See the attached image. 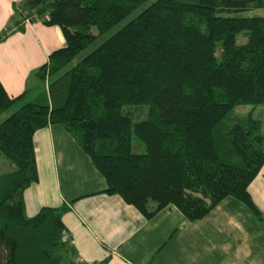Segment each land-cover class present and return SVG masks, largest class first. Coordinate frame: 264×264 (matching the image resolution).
Instances as JSON below:
<instances>
[{
	"label": "trees",
	"instance_id": "obj_1",
	"mask_svg": "<svg viewBox=\"0 0 264 264\" xmlns=\"http://www.w3.org/2000/svg\"><path fill=\"white\" fill-rule=\"evenodd\" d=\"M144 1H22L20 19L34 12L64 44L33 72L46 86L0 121V155L15 166L0 173V264H68L72 254L66 206L23 211L37 180L32 134L47 124L74 138L102 192L145 218L171 205L195 221L230 196L260 219L247 192L264 163L260 122L234 108L264 104V16L224 14L264 0H153L129 16ZM16 99L0 83V114ZM131 105L146 114L121 112Z\"/></svg>",
	"mask_w": 264,
	"mask_h": 264
},
{
	"label": "crops",
	"instance_id": "obj_2",
	"mask_svg": "<svg viewBox=\"0 0 264 264\" xmlns=\"http://www.w3.org/2000/svg\"><path fill=\"white\" fill-rule=\"evenodd\" d=\"M22 1L0 0V83L17 97L12 110L46 86L33 72L64 44L59 28L34 12L20 19ZM32 146L37 180L23 190V211L30 217L41 206H66L68 264H264V163L247 185L260 219L230 196L195 221L171 205L145 218L101 191L103 177L61 125L36 129Z\"/></svg>",
	"mask_w": 264,
	"mask_h": 264
},
{
	"label": "rangeland",
	"instance_id": "obj_3",
	"mask_svg": "<svg viewBox=\"0 0 264 264\" xmlns=\"http://www.w3.org/2000/svg\"><path fill=\"white\" fill-rule=\"evenodd\" d=\"M153 0H145L143 3H141L137 8H135L129 16H132L136 14L138 11H140L143 7L148 5ZM229 16H264V6L251 9V10H241V11H234L229 12ZM235 42L236 43H242L245 41L244 37L241 36V34H235ZM71 63L67 64L63 69L67 68ZM13 109V106L9 107L7 110H5L3 113L0 114V121L5 116H7ZM237 112H242L246 114L247 112L250 113L251 117L253 119H256L260 122V132L263 136V148H264V104H256L254 106L251 105H240L236 106L234 108ZM147 107L145 105H131V106H123L121 109L122 113H127L129 116L132 117L133 120H137L141 117H143L146 114ZM131 151L134 153H142L144 151L142 143L136 139L133 135L131 136ZM15 166L14 164L4 157L3 155H0V173L4 171H11L14 170Z\"/></svg>",
	"mask_w": 264,
	"mask_h": 264
},
{
	"label": "built area",
	"instance_id": "obj_4",
	"mask_svg": "<svg viewBox=\"0 0 264 264\" xmlns=\"http://www.w3.org/2000/svg\"><path fill=\"white\" fill-rule=\"evenodd\" d=\"M62 239L64 240L63 234H62Z\"/></svg>",
	"mask_w": 264,
	"mask_h": 264
}]
</instances>
